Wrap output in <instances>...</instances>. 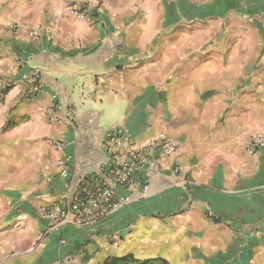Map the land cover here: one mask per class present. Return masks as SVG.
Returning a JSON list of instances; mask_svg holds the SVG:
<instances>
[{
    "label": "crops",
    "instance_id": "0c3cea01",
    "mask_svg": "<svg viewBox=\"0 0 264 264\" xmlns=\"http://www.w3.org/2000/svg\"><path fill=\"white\" fill-rule=\"evenodd\" d=\"M83 1L0 0V264H264V149L248 152L264 130V0H102L78 22ZM116 127L178 154L98 224L49 230L44 210L99 171Z\"/></svg>",
    "mask_w": 264,
    "mask_h": 264
},
{
    "label": "built area",
    "instance_id": "2783aa9c",
    "mask_svg": "<svg viewBox=\"0 0 264 264\" xmlns=\"http://www.w3.org/2000/svg\"><path fill=\"white\" fill-rule=\"evenodd\" d=\"M102 0H86L74 3L69 13L76 21L81 22L95 15L102 9ZM6 28L17 31L20 23L11 20ZM41 27L36 26L30 31L32 38H38ZM27 56V55H26ZM29 58V56H28ZM27 57L17 63L19 70L25 69ZM29 79L33 88L29 93L32 100L42 92L37 76ZM6 85L5 87H8ZM55 149L62 154L58 160L61 176L69 178L72 157L66 153L69 141L66 138L55 140ZM105 159L96 174L79 178L72 188L70 196L62 194L58 200L44 210V218L49 221L51 231L63 226L91 227L104 220L108 214L123 205L124 200L118 199L119 189L144 192L150 181L158 173L159 162L167 157L178 154L179 145L168 136L160 135L144 145H138L124 127H116L109 131L103 142ZM264 149V130L255 133L248 142V152L254 154Z\"/></svg>",
    "mask_w": 264,
    "mask_h": 264
},
{
    "label": "trees",
    "instance_id": "16d2710c",
    "mask_svg": "<svg viewBox=\"0 0 264 264\" xmlns=\"http://www.w3.org/2000/svg\"><path fill=\"white\" fill-rule=\"evenodd\" d=\"M7 87L3 93H6ZM104 264H169L166 260L161 258H153L147 260H139L134 255H126L123 257L108 258Z\"/></svg>",
    "mask_w": 264,
    "mask_h": 264
},
{
    "label": "rangeland",
    "instance_id": "374dc122",
    "mask_svg": "<svg viewBox=\"0 0 264 264\" xmlns=\"http://www.w3.org/2000/svg\"><path fill=\"white\" fill-rule=\"evenodd\" d=\"M235 10H237V9H235Z\"/></svg>",
    "mask_w": 264,
    "mask_h": 264
}]
</instances>
